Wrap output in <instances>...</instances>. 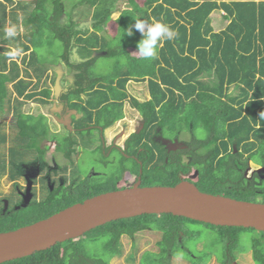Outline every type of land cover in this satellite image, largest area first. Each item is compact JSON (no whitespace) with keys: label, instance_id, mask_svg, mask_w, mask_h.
I'll return each mask as SVG.
<instances>
[{"label":"trees","instance_id":"16d2710c","mask_svg":"<svg viewBox=\"0 0 264 264\" xmlns=\"http://www.w3.org/2000/svg\"><path fill=\"white\" fill-rule=\"evenodd\" d=\"M79 8L90 26H81L73 18ZM19 10L23 11L22 22ZM115 12L119 16L114 19ZM214 13L222 24L219 30L213 25ZM133 17L162 21L178 35L160 43L156 58L143 59L137 51L141 33L133 30V35L123 37L124 30L135 23ZM111 23L114 31L110 35L106 30ZM11 24L17 25L18 35L5 39L3 28ZM13 48L22 49L15 60L6 55ZM45 50L52 58L44 55ZM101 59L113 62L102 70L98 66ZM59 64L73 73L72 83L59 100L84 113L75 118L76 132H54L47 116L22 109L30 100L51 101L52 89L46 80L49 77L54 84L57 74L50 75L48 69ZM132 81L147 84L148 99L130 93ZM232 87L238 92L232 94ZM126 102L145 123L126 140L124 152L114 150V158L102 146L88 149L84 136L123 119ZM261 112L264 0H0V179L8 175L14 181L7 196L9 211L0 213V232L122 189L129 178L135 181L139 176L143 186H174L189 180L207 193L264 202V177L258 171L246 175L250 161L264 166ZM11 113L15 122L8 131L3 117ZM93 123L97 127H91ZM77 134L94 161L112 165L111 169L95 167L82 173L83 156L77 164L73 160ZM158 134L178 139L183 147L168 151L155 138ZM45 139L56 142L57 151L66 159L64 165L49 168L41 146ZM32 162H39L43 170L41 188H33V197L21 205L17 180L25 164ZM193 170L195 177L190 175ZM46 172H61L63 179L53 177L50 186ZM144 232L156 237V249L139 257L132 250L127 257L131 264H171L179 256L190 264H209L216 256L212 248L218 244L223 247L222 259L216 256L219 264H240L238 253L248 251L241 245L243 233L251 235L252 259L264 264V230L215 225L173 213L114 220L0 264H111L113 258L123 256L125 236L134 238ZM209 234V242L201 241ZM201 242L203 248L197 249Z\"/></svg>","mask_w":264,"mask_h":264},{"label":"water","instance_id":"95a60500","mask_svg":"<svg viewBox=\"0 0 264 264\" xmlns=\"http://www.w3.org/2000/svg\"><path fill=\"white\" fill-rule=\"evenodd\" d=\"M147 213L264 230V202L207 193L189 180L174 186H143L139 178L132 187L100 193L40 221L0 232V263L77 238L105 223Z\"/></svg>","mask_w":264,"mask_h":264},{"label":"rangeland","instance_id":"374dc122","mask_svg":"<svg viewBox=\"0 0 264 264\" xmlns=\"http://www.w3.org/2000/svg\"><path fill=\"white\" fill-rule=\"evenodd\" d=\"M31 2H34L36 0H29ZM68 2V0H65ZM11 6V5H9ZM124 5H121L123 7ZM20 13V16L22 14V10L18 11ZM114 19L119 16V12L114 13ZM219 14L216 13L213 18H218ZM73 18L79 22L81 26H90V23H84L86 21L85 19V12H83L82 8H79L74 11L73 13ZM21 22H22V16H21ZM220 29V27H219ZM218 29V30H219ZM114 31V24L111 23L110 26L107 27L106 32L109 33L110 35ZM48 50H45L47 52ZM46 57L52 58V55H50L48 52L47 54H44ZM112 60H105L101 59L99 61V69L102 68V70L106 69L109 65L111 66ZM53 72H56L57 77L56 81L53 84L52 81L48 79L46 80V84L49 85L52 89V96L50 98L49 103H41L39 101L35 100H30L25 105L23 106V111L28 112V113H33V114H44L48 118V122L51 126L52 131L57 132V133H64L66 131L65 127L69 126L68 121L70 119V114L69 111H64V106L59 102V97L61 95L62 90H66V88L72 83L73 81V73L68 71L63 64H59L54 67H50L48 69V73L51 75ZM43 86L45 84L42 83ZM42 86V87H43ZM129 91L130 93L141 99V100H146L149 98V91L147 84L145 82H136L132 81L129 83ZM230 92L232 94L237 93L238 91L232 87L230 89ZM3 120H6V127L7 130L9 131L10 126L14 125L15 119L13 114H7L3 117ZM142 126V119L141 115L137 110L131 107L129 102H126L125 105V117L123 119H120L117 121L115 124L112 126L108 127L105 131V139H106V144H111V143H116V144H121L123 145L125 140L128 138V136L132 132H138L141 129ZM86 138V141L88 145L91 147L92 145H96L100 137L98 135V131H93V134L90 136H84ZM80 138V137H79ZM159 139V137H156ZM79 141L82 143L83 140L80 138ZM180 146L182 143H179ZM177 146V144H174V146ZM41 146L45 149V154H44V160L47 162V164L50 167H57L64 165L66 162V159L60 154L57 149H56V142L53 140L45 139L44 141L41 142ZM76 153L73 157L74 163L77 164L78 161L83 158L82 161L80 162V166L82 169V173L86 174L88 172H91L94 168L96 167V170H107L111 169L112 165H108L104 162H98L95 160V156L93 157L92 154L86 151H83V148L79 145L76 146ZM117 155H113L115 158ZM40 164L36 162H32L29 165L25 166V171L24 175L22 178L19 179V184L21 186H24L26 189L24 190V196L25 200L28 201L32 195V188L34 187H39V182H35V179L40 178L42 175V172L40 171ZM71 169V168H70ZM255 171H258L261 176L264 177V166H259L255 162L250 161L249 162V168L246 172V175L251 177ZM69 174V172H68ZM195 174V171L192 173V175ZM45 176L49 178H55L58 177L59 179H63V174L59 172L56 175H50L46 172ZM13 186V181L8 180L6 177H3L0 180V190L3 192H8L12 190ZM195 228L201 226H194ZM145 233V232H144ZM138 233L134 238L133 237H124L123 242H124V254L121 257H115L112 259L111 264H131V262L128 261L127 257L129 253L132 250L137 251L138 257L146 250H154L156 249V237L153 234H147L145 233ZM211 237V234L203 237V242L207 243L209 242V238ZM251 235L250 233H243L242 235V240H241V245L246 247L248 251L245 253H238V262L240 264H257L253 259H252V254H251ZM189 246L191 247H196V244L194 242H189ZM203 248V243H199L197 249H202ZM223 247L222 245L218 244L216 247L212 248V251L214 252L213 255H216L219 259H222L223 255L221 252ZM182 254V253H181ZM214 256L213 259L210 261L209 264H219V261L217 260V257ZM138 264V261L135 263ZM171 264H190V262L183 258L182 256L175 257L172 259ZM232 264H237V261L232 263Z\"/></svg>","mask_w":264,"mask_h":264},{"label":"flooded vegetation","instance_id":"af4514ba","mask_svg":"<svg viewBox=\"0 0 264 264\" xmlns=\"http://www.w3.org/2000/svg\"><path fill=\"white\" fill-rule=\"evenodd\" d=\"M66 90H67V88H66ZM66 90H62V92H64V91H66ZM62 92H61V94H62ZM61 96V95H60ZM59 102L64 106V111L66 112V111H69V114H70V119H69V123H68V127L66 126L65 127V129L66 130H69L70 132H76L79 128H78V126H77V123H75V118L77 119V118H80L81 116H83L84 115V113L82 112V111H80V110H78V109H75V108H69V107H67L66 105H65V103H63L61 100H59ZM141 119H142V126H141V129L144 127V119L142 118V116H141ZM91 127H97V125H95V123H93L92 125H91ZM108 128V127H107ZM106 128V129H107ZM106 129H102L100 132L98 131V135H99V137H100V140H99V142L96 144V145H92L91 147L90 146H88L87 145V148L89 149H94V148H97L98 146H102L103 147V150H104V152H106V154L107 155H115V154H113V151L114 150H118V151H120V152H124V150H125V148H126V140L130 137V135L132 134V133H135V132H132L129 136H128V138L125 140V142H124V144L123 145H121V144H116V143H111V144H106V139H105V131H106ZM140 129V130H141ZM97 130V129H96ZM95 130V131H96ZM139 130V131H140ZM138 131V132H139ZM77 136V139H78V142H77V145H79V146H81L82 148H83V151H85V146H84V144L81 142V141H79V135L77 134L76 135ZM156 137H159V139H157ZM155 138L157 139V140H159L160 142H162L166 147H167V150L168 151H171V150H177L178 148H182L183 147V145L181 144V146H180V144L179 143H181L178 139H174V140H172L171 138H169V137H164V136H162L161 134H158V135H156L155 136ZM174 144H177V146L175 145L174 146ZM77 151V150H76ZM126 155H128V154H126ZM82 156H83V154H82ZM129 156V155H128ZM133 157H134V155H132ZM112 160V159H111ZM36 163H39V162H36ZM47 163V162H46ZM30 164V163H29ZM29 164H25V166L26 165H29ZM40 164V163H39ZM48 165V164H47ZM143 165V163L141 162V166ZM49 166V165H48ZM49 168H50V166H49ZM51 168H56V167H51ZM93 170L95 169V167L94 168H92ZM24 171H25V169H24ZM40 171L42 172V175L40 176V178H39V180L38 179H35V182H39V187H38V189H37V191H40V186H41V182H40V179H41V177L43 176V170H42V168L40 167ZM141 171H142V167H141ZM195 171V174L194 175H192V173ZM95 172V171H94ZM142 173V172H141ZM192 173L190 174L191 175V177H195L196 176V174H197V171L196 170H193L192 171ZM48 174H50V173H48ZM23 175H24V172H23ZM23 175L20 177V178H22L23 177ZM51 175V174H50ZM3 177H6L8 180H10L9 178H8V175H4ZM2 177V178H3ZM45 177H47V176H45ZM1 178V179H2ZM19 178V179H20ZM48 179V182H49V184H50V186H52L51 184H53V179H51V178H49V177H47ZM133 178L134 177H131V178H129L127 181H126V187H132L133 185H135L137 182H138V180H139V178H141V176H139L138 177V179H136L135 181L133 180ZM0 179V180H1ZM19 179L17 180V182L19 183ZM11 181H13V180H11ZM141 181H142V179H141ZM13 183H14V181H13ZM130 184V185H129ZM18 186H21V184H19ZM13 188H14V184H13V186H12V190L11 191H8V192H3L2 190H0V196H1V198H0V213L1 214H5L6 212H8L9 211V198L7 197L8 195H10V193L13 191ZM34 188H37V187H34ZM125 188V187H124ZM17 191H18V193H19V195L21 196V200H22V202H21V205H26L29 201H30V199L33 197V192H32V195H31V197H30V199L28 200V201H26L25 200V196H24V190L26 189L24 186H21V188H19V187H17ZM33 189V188H32ZM19 207V204H17V205H15V208H18ZM3 232V231H2ZM234 262H236V261H233L232 263H234Z\"/></svg>","mask_w":264,"mask_h":264},{"label":"clouds","instance_id":"9594fccd","mask_svg":"<svg viewBox=\"0 0 264 264\" xmlns=\"http://www.w3.org/2000/svg\"><path fill=\"white\" fill-rule=\"evenodd\" d=\"M135 23L130 25L124 30L123 37L125 35H133V30L138 31L142 35V39L138 42L137 51L143 59H153L159 54V46L162 41H170L176 38L178 33L168 24L159 20H141L136 17ZM4 38L11 39L18 35L17 25H5L3 28ZM22 54V49L13 48L9 50L6 55L9 59L15 60ZM261 118H264V112L260 114Z\"/></svg>","mask_w":264,"mask_h":264},{"label":"crops","instance_id":"0c3cea01","mask_svg":"<svg viewBox=\"0 0 264 264\" xmlns=\"http://www.w3.org/2000/svg\"><path fill=\"white\" fill-rule=\"evenodd\" d=\"M215 14H216V13H214V15H215ZM213 25L216 26V30H218L219 27H220V28L222 27V24H220V23L218 22L217 18L213 20Z\"/></svg>","mask_w":264,"mask_h":264}]
</instances>
